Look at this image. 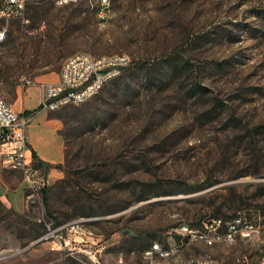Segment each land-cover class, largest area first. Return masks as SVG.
Wrapping results in <instances>:
<instances>
[{
    "label": "rangeland",
    "instance_id": "obj_1",
    "mask_svg": "<svg viewBox=\"0 0 264 264\" xmlns=\"http://www.w3.org/2000/svg\"><path fill=\"white\" fill-rule=\"evenodd\" d=\"M3 23L0 96L51 182L15 207L20 173L0 170V264L263 263L264 0H26ZM78 51L131 63L38 117L39 83Z\"/></svg>",
    "mask_w": 264,
    "mask_h": 264
},
{
    "label": "built area",
    "instance_id": "obj_2",
    "mask_svg": "<svg viewBox=\"0 0 264 264\" xmlns=\"http://www.w3.org/2000/svg\"><path fill=\"white\" fill-rule=\"evenodd\" d=\"M77 1L79 0H55L58 5ZM100 2L104 7H109L111 4V0H100ZM25 7L26 0H0V43L7 32V25L3 21L22 16ZM130 63L131 57L125 52L93 55L78 51L69 55L63 63L59 79L41 84L42 93L38 111H52L68 104L83 103L98 93L110 80L119 76ZM27 81L30 82V80ZM29 120L30 117L21 116L11 103L0 96V169L20 170L25 182V196L27 199L34 200L48 187L51 175L37 164L29 153L26 137V126ZM231 221H237L238 229L239 218L234 217ZM185 229L192 230L187 226ZM252 230L253 225L246 224L242 232L249 236ZM234 231L228 232L227 236L231 237ZM200 236L205 239H214L203 233ZM215 237L223 236L217 234ZM155 250H158L161 255L168 254V251H163L158 243H154L153 247L145 251L153 254ZM192 264L215 263L212 260L196 259L192 260Z\"/></svg>",
    "mask_w": 264,
    "mask_h": 264
},
{
    "label": "crops",
    "instance_id": "obj_3",
    "mask_svg": "<svg viewBox=\"0 0 264 264\" xmlns=\"http://www.w3.org/2000/svg\"><path fill=\"white\" fill-rule=\"evenodd\" d=\"M60 72H61V70L58 72L57 76L54 77L53 79H50L49 81H42V82L39 83V85H38V97L35 98V102L37 103V105L39 104V101H40V98H41V93H42L41 84L43 82H54V81H57L59 79V77H60ZM33 90L34 91L35 90L37 91V88L33 87ZM29 100H31V99H27L25 101V103H24V106H25L26 109H28L30 106L33 105L32 101H29ZM17 110H20V109H17ZM25 112H28V110H25ZM44 114H45L44 111H40V114L38 115V117L39 116H43ZM38 117H36V119ZM32 125H30V128H28V132H27V134H28V140L30 142H32V146L29 147V153L32 156L33 160H35V157H34V154H33L34 153L33 148H34L37 151L39 157L41 159H43V160H46L47 158H49V155L46 153V151H44L42 149V147H39V145L37 144V142L34 140L33 133H32L33 128H31ZM1 169H5V168H1ZM6 169H9V168H6ZM9 170L16 171V172L20 173V179L18 178V181H16V183H14V185L16 186V188H13L14 190L11 191V192H8L7 194L6 193L3 194V198L5 200H7L8 202H10L15 207H18L19 205L22 206L23 199L25 198V182H24L22 173H21L20 170H14V169H9ZM0 179L1 180L4 179V176L1 173H0Z\"/></svg>",
    "mask_w": 264,
    "mask_h": 264
},
{
    "label": "bare ground",
    "instance_id": "obj_4",
    "mask_svg": "<svg viewBox=\"0 0 264 264\" xmlns=\"http://www.w3.org/2000/svg\"><path fill=\"white\" fill-rule=\"evenodd\" d=\"M232 224H231V226H230V229H232V230H236L237 229V221H233V222H231ZM218 238V237H217ZM205 239V238H204ZM214 239H216V238H214ZM214 239H212V240H210V239H205L207 242L209 241V243L211 244L212 243V241H214ZM145 254L148 256V255H152V253H147L146 251H145Z\"/></svg>",
    "mask_w": 264,
    "mask_h": 264
},
{
    "label": "trees",
    "instance_id": "obj_5",
    "mask_svg": "<svg viewBox=\"0 0 264 264\" xmlns=\"http://www.w3.org/2000/svg\"><path fill=\"white\" fill-rule=\"evenodd\" d=\"M34 155H35V153H33ZM46 170V169H45ZM217 218H219V217H217Z\"/></svg>",
    "mask_w": 264,
    "mask_h": 264
}]
</instances>
